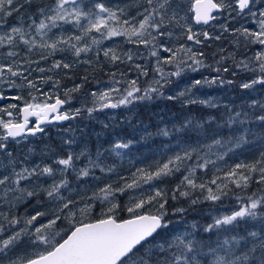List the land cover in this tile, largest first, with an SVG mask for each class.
Segmentation results:
<instances>
[{
	"label": "snow or ice",
	"instance_id": "1",
	"mask_svg": "<svg viewBox=\"0 0 264 264\" xmlns=\"http://www.w3.org/2000/svg\"><path fill=\"white\" fill-rule=\"evenodd\" d=\"M255 3L256 0H227V2L226 0H219V2L216 0H194L190 10L193 12L197 24H209L211 20L217 18L212 15L214 11L231 10L237 11L239 14L248 10L249 14L256 16L257 13L252 10ZM33 6L34 0H0V49H9L6 52H0V57L4 61L0 62V84L7 83L9 87L19 88L23 85L16 84V81L9 77L22 78L27 82L28 88L35 89L46 97L40 103L26 101L22 108L17 104L0 108V113L8 117L14 115L10 109H16L22 117L20 120H14L5 119L3 115H0V130L3 132L0 134V152L8 157H11L12 153L7 151L8 145L4 142L10 138L19 142L18 137L34 136L43 132L44 128L41 127L43 124L51 123L53 120L74 119L76 115L80 114V109H77L74 114H69L68 111L61 112L60 109L67 100L60 99L58 95L55 96L54 103H48L47 100L53 97L42 92L37 82L25 75L29 72L31 64H39V61L29 62L16 59L20 54L18 51L11 50L12 48H19L22 43L27 52L39 49L41 60H47L57 53L71 52L77 58L76 63H91V59L87 61L79 59L82 54L87 56L89 53H92L97 58L96 63H99L102 53L106 61L116 64L117 62L133 61V53L131 50L120 53L115 47H105V40L124 37L125 43L137 47L143 45L145 48L151 46L153 50L150 55L156 57V62L148 86L141 88L138 84L141 77L149 76L147 65L135 63L133 67L137 71V76L131 80L117 79L116 73H112V86L101 91L99 95L91 94L96 98L95 104L97 105V107L87 109L91 115L92 112L105 108L115 109L128 106L135 101L151 99L152 94L163 96V89L171 83V78L180 77L184 72L185 68L181 65H185L192 71H197L199 67L204 66L203 51H193L192 47L188 45H181L177 50L159 43V47L171 55L167 58H161L158 55V37H171L172 27L185 28L186 40L192 41L196 45H201L207 40L220 39L219 36H210L208 32H193L191 26L181 24L184 17L180 16L183 8L180 6L179 0H141L137 3V10L133 15L128 14L127 8L108 5L107 0H91L90 3L88 0H50V3L35 6L36 14L42 17L38 24L31 15L28 16L31 24L27 26V29L23 24L20 26L8 24V17L15 14L23 19L21 9L27 12V9ZM259 16L264 17V10H259ZM6 25L8 26L6 27ZM32 25H36L34 30L42 37L41 40L38 41L35 36L30 39L25 38ZM62 25H71L75 31L63 29ZM259 26V31L243 29L242 35L252 37L254 38L252 42L264 45V19L259 20ZM53 29L62 30L56 33L53 32ZM50 33L51 35H49ZM93 33L98 35H93ZM43 37H47V39H43ZM179 53H184L186 58L179 57ZM138 58L142 59L143 57L138 56ZM189 61L191 63H188ZM254 61L258 62V69L249 68V65L243 61L237 65L259 73L249 82L242 83L241 88L251 89L258 84L264 85V51L256 53ZM24 65L28 66L24 67ZM162 65H174L176 70L167 72ZM71 67L70 63L57 60L48 71ZM36 70L40 73L46 71L42 67ZM227 70V68L224 69V71ZM124 75L125 73H120L121 78ZM39 79L42 83H47L52 78L42 76ZM220 82L224 83L223 80ZM213 83H216V80H195L192 87ZM228 83H232V81H228ZM58 84L59 82L55 81L53 87H57ZM78 90L79 86L73 89V91ZM189 91L190 89L180 92L176 96H168L167 99H180L185 97ZM9 98L23 100L20 95L6 97L3 91H0V100ZM31 98L33 101L36 100L35 96ZM182 103L215 106L210 101L197 100L191 96H188ZM236 115L239 116L240 113H236ZM30 117L37 118L33 127H29ZM256 119L264 122V115H259ZM212 122L205 121L209 125V130L204 132L205 135L211 131ZM234 123L236 121L232 116H229L225 122L229 128ZM240 123H244V121H240ZM203 129V124H194L192 120H188L181 127L175 128V131L186 132ZM157 135L169 137L172 133L168 129H161ZM216 135L222 134L217 131L213 135L212 142L206 145L200 144L199 140L196 144L178 142L176 146L178 150H173L172 155L153 160L144 167L137 168L129 177L117 174L112 166H102L99 162L102 153L99 152L95 160L88 157L87 166L82 168H77L75 161H78L81 156H86L83 151L79 154L70 152L66 158L53 161V164L61 167H53L52 164H34L29 167L20 162L21 167L17 170V161L9 159L5 163L0 160V207L8 205V213L0 211V258L7 256L8 252L13 251L22 241H26L30 247L35 249L43 246L44 250L33 252L31 255L18 256L15 260L9 258V264H264V229L261 232L250 231L246 235H228L222 240L219 236L220 232L230 233L235 230L240 221L256 220L258 217L264 216V213L258 211V209H264V195L256 196L254 193L246 200L238 196L239 207L237 209L230 214L215 218L212 224L204 228L206 233L217 234L215 247L206 244L203 239H197L193 233L182 232L169 236L164 232L170 225V221L166 219L167 212L165 210L168 201L165 191L154 187L158 182L162 183L176 177L178 173L180 174L173 198H175L176 192L184 197L189 196L188 190L181 189L206 191L208 195L205 199L211 201H218L222 196L227 195V192L223 191L224 188H227V184L218 185L217 191L213 192V189L206 183H197L196 172L198 169L207 170L210 164L216 163V161L206 158L215 145L232 144L234 147L227 148V152H232L234 148L243 147L247 143V139L245 134L237 135L236 132H232L227 140L217 139ZM66 143L71 144L73 141L69 140ZM131 144V140L117 142L112 151L117 156H121V153L116 150L128 149ZM202 147H206L208 150V153L203 156L200 154ZM226 154L219 155L217 158L223 159ZM96 168H99L101 173L116 174L117 180L92 190L90 196H80L79 199L72 196L71 193L76 192V188L70 187V182L67 179L69 170L77 181L90 176L99 180L100 178L95 177L91 171ZM241 169L246 170L247 174L238 171ZM253 173L258 174L256 182L264 184V154L253 163L236 164L226 173L225 179L235 178L230 179V182L238 188H247ZM57 176L60 177L58 180ZM49 180L51 183H48ZM45 183H48L47 187L43 186ZM210 183L216 184L217 180L213 179ZM145 185L148 186L151 194H144ZM136 190H140V195H129L130 205L127 207V211L131 214L130 218L118 219L119 197ZM40 192L46 193L55 204L51 217L46 223L42 222L39 226H35L38 217L46 215L37 213L25 219L23 226L17 229L16 226L21 225L22 221L15 216L10 217L9 213L16 203L29 197L39 196ZM65 192L69 195H66ZM76 195L79 196V193L76 192ZM81 200L87 201L83 208L77 207ZM96 202L106 204V210L102 209L101 217L94 222H87V217ZM192 202L196 203L195 200ZM147 205L155 206V213L141 211L145 210ZM73 207H77V211L83 219L77 218V211H72ZM177 211L182 212L183 209H177ZM62 213L63 215H61ZM57 221H67V228L63 235L60 231L55 230ZM6 232L9 233L7 238H5ZM58 236L59 239H57ZM206 248L207 250H205ZM209 256H211L210 261Z\"/></svg>",
	"mask_w": 264,
	"mask_h": 264
},
{
	"label": "rangeland",
	"instance_id": "2",
	"mask_svg": "<svg viewBox=\"0 0 264 264\" xmlns=\"http://www.w3.org/2000/svg\"><path fill=\"white\" fill-rule=\"evenodd\" d=\"M48 3H50V0H47ZM90 3L91 0H88ZM141 2V0H107L108 5L115 7L120 6L121 8H127L128 14L133 15L135 14L137 10V3ZM194 0H179L180 6L183 8V11L180 13V16H183L184 19L181 20V24H186L187 26H191L193 32L201 33V32H208L210 36H219L220 39H212L204 41L201 45H196L194 42H189L186 40V37L184 35L186 29L180 28L178 26H174L171 28L172 36H165V37H158V43H157V51L158 55L161 58H167L170 56V53H166L163 51L162 48L159 47V43H162L166 47H172L174 49H179L181 45H188L192 47L193 51H203L204 56L203 64L204 66L199 67L197 71H192L190 68H187L185 65H181V67H184L185 70L182 72L180 77H172L171 83L168 84L163 89V96L166 98L168 96H176L180 92H185L186 90L190 91L186 94L185 97H181L180 99H176L177 101H185L188 96H191L194 99L197 100H206L210 101L212 105H215L214 107L227 105L231 103L232 101H237L238 99H243V101H246V97H243L242 95H238L235 88H241L240 85L245 82H249L253 78H255L257 75H259L258 71L253 72L249 71L243 66L238 67L237 65L243 61L249 65V68H257L258 69V62L254 61V56L256 53L260 51H264V45H260L258 43L252 42L254 38L252 37H245L242 35L243 29H248L249 31H259V20L264 19V17L259 16V10H264V0H256L255 5L253 6V11L257 13L256 16H252L248 13V10H246L244 13H239L237 11H231V10H224L221 13L216 15V19H214L213 23L209 26L204 25H196L194 24L193 17L194 14L190 10V5L193 4ZM227 2V0H226ZM22 11V10H21ZM230 13V14H229ZM23 19L21 17L16 16L15 14L12 17H8V24L9 25H16L20 26L23 24V26L27 29V26L31 24V20L28 19V16L26 14H22ZM31 16L36 19L37 24L39 23V20L42 19V17H39L37 14H31ZM25 17V18H24ZM27 19V21H23ZM8 25H6L7 27ZM36 25H32L31 30H29L28 35L25 38H32L33 36L36 37V39L39 41L42 39L41 36H39L35 32ZM63 29H72L71 25H62ZM225 28H227V31H225ZM62 29H53V32L59 33ZM239 30V31H237ZM75 31V30H74ZM51 35V33L49 34ZM93 35H98L93 33ZM43 39H47V37H43ZM124 37H114L111 40H105L104 46L105 47H115L116 50L120 53H123L127 50H131L133 53V61L128 63H119L113 64V69H108L109 71L106 72V76L99 82L97 88L91 89L89 91V97L92 98V101L94 102L93 107H96L95 104V97L91 95L92 93H96L99 95L101 91L106 90L108 87L112 86V80H111V74L116 73L117 79H123V80H131L135 79L137 76V71L133 67L135 63H139L141 65H147L149 68V76L148 77H141L138 81V84L141 88H145L148 86V83L151 82L153 72L152 69L155 67L156 57H152L150 55V52L153 50L151 46L148 48H145L143 45L137 47L133 44H128L124 42ZM227 39L228 41H226ZM228 42L229 45L224 53V56H217L216 58H208V52H212L211 56H215L216 51H219L221 48V45ZM95 48V46H93ZM26 47L21 43L19 48H12L13 51L19 52V57L16 59L21 60H27V61H39V64L32 63L31 68L29 69V72L25 73V75L35 74L39 73L38 68H45V70H48L51 68L52 64L46 66V63L43 62L41 59H39L40 50L39 49H33L31 52H27ZM9 49L3 48L0 49V52H6ZM34 55L35 57L32 58L31 56ZM102 55V53H101ZM179 57L186 58L184 53H179ZM56 61L62 60L63 62L71 63L77 60L76 57H74L71 52L66 53H57L56 55ZM94 56L92 53H89L87 56L82 54V56L79 58L83 61H87L89 57ZM138 56H142L143 58H138ZM210 56V55H209ZM226 57V58H225ZM227 58H229V61L224 62ZM55 61V62H56ZM0 62H4L3 58L0 57ZM54 63V62H53ZM188 63H191L189 61ZM28 65H24V67H27ZM165 71L171 72L175 71L174 65H162ZM227 68V71H224V69ZM219 69V71H217ZM200 72L197 74L196 72ZM125 73L124 77L121 78L120 73ZM9 79L15 80L16 84L22 85V78L17 77H9ZM34 80V79H31ZM195 80H216V83L213 84H203L202 86L198 85L196 87H192V84ZM223 80L224 83H221L220 81ZM228 81H232V83H228ZM40 84H38L39 86ZM259 85V84H258ZM121 87L123 85H120ZM257 86V85H255ZM254 86V87H255ZM264 86V85H263ZM23 88L26 87H9L7 83L0 84V91H3L4 95L6 97H13L20 95V90H23ZM35 90V89H30ZM68 90V89H67ZM73 89H70V92H72ZM23 100H17L12 101L10 99L9 104H17L20 108L24 105V103L30 102V103H40L37 100L33 101L32 98H28V96H32L30 94L25 95L22 92ZM41 97V96H40ZM160 99V96H157L156 94H152L151 99H145L142 102L143 103H151L152 100H158ZM55 99L48 101L53 102ZM64 100H67L66 106L64 111H68L69 114H74L77 109H80V114L84 113L86 108L82 104V101H79V98L74 99L72 96H69V98H66ZM137 101L133 102L132 104L128 106H122L119 108H105L103 110H99L92 112V117L96 119V121H92V117L90 114H88V117H85L83 119L77 118L76 115L74 119H70L68 123L58 124L54 126H50L45 128L44 132L40 135L35 136H26L21 139H17L19 142H12V139H9L8 141L4 142L7 143L8 149L7 151H11L12 155L11 157L6 156L3 152H0V160H3L5 163L9 159L17 161V170L21 167V163L23 162L24 166L31 167L34 164H52L53 167H61L58 165L53 164V161L60 159V158H66L67 155L71 152L73 154H79L82 151L86 153V156H81V158L78 161H75L77 168H82L87 166V158L90 157L91 159L95 160L97 153L104 152V144L99 143V139L101 137V134L99 133V130H101L105 125H108L109 123H115L116 121H128V124H130V121H136L132 117L133 111L129 108L136 104ZM7 105V106H8ZM208 107V104H202ZM7 106L0 105V108H4ZM146 109V108H145ZM11 111L20 113L16 109H10ZM137 110V109H135ZM0 115H3L5 119H8V117L0 113ZM21 117V115H20ZM99 123V124H98ZM135 127L137 126L135 123L133 124ZM90 130L92 134L90 135ZM136 132V131H135ZM0 133H3L2 131ZM73 141V143L68 144L66 141ZM197 140H199V143L202 145H206L210 143L212 140L208 138H198L195 141L191 142H183L178 141L182 144H196ZM117 142H124L121 139H115L112 143V148ZM178 142H173L170 144H167L163 147L157 148L155 150L151 151H145L142 153L140 157L137 155L131 154V146L128 149H117L116 151H119L121 155L124 154L125 157L129 159V161H132L133 163H137V161L140 158L146 159L150 155H158V156H167L172 155L173 150L176 149V146ZM59 146V148L57 147ZM206 147H202L200 150V154L202 155L205 151L202 150ZM114 157V156H113ZM213 157L217 158L218 155H213ZM75 159V157H74ZM102 166H112L115 168L116 173L119 175H123L125 177H129V175H126L123 173L122 170L117 169L116 166H114L115 160H108L106 156L102 155L100 156L99 161ZM244 163L243 159L238 160L235 162V164L229 167L228 171L236 164ZM250 164V163H247ZM243 169L239 170L241 172ZM92 173L95 177H99V180L91 178H83L80 181H77L74 177V174L69 170L67 173V179L70 182V187L76 188V192L79 193V196L76 195V192L71 193L72 196H75L77 199H79L80 196H90L92 193V190L98 189L99 187H103L106 183H112L117 180L116 174H107V173H101L99 168L92 169ZM60 177L57 176L56 179L58 180ZM48 183H51V180L48 181ZM48 183H45L43 186L47 187ZM225 184V183H224ZM115 186V185H114ZM145 195H148L149 191H147L148 186L145 185ZM154 187L161 188L165 191L166 195L169 194L170 190L168 189L167 185L164 182H158L154 185ZM232 190V192L228 193L229 190ZM31 190V189H29ZM223 191L227 192L226 196H222L223 198L218 201H211L210 206H206V204L201 205L203 207L199 210L200 213H202L203 216L210 217L212 219V222L215 218L222 217L225 214H230L233 210L237 209L239 207L237 197L244 198L245 192L243 191V188L238 187H231L230 183L227 184V188H224ZM66 195H69V193L65 192ZM129 195H140V190H136L133 193L127 194V199L129 200ZM245 199V198H244ZM246 200V199H245ZM86 200H81L77 207L83 208L85 206ZM97 204V202H96ZM95 204V205H96ZM195 204V203H193ZM105 210L107 205L103 204ZM77 207H73L72 211H77ZM55 208V204L50 200V198L47 196L46 193L40 192L39 196H33L29 197L26 200H22L18 203H16L15 207L12 209V211L9 213L10 217L15 216L19 219H21L22 223L21 225H17V229L21 226H23V221L27 218H30L31 216L36 215L37 213H45L46 215L42 217H38L37 221H35V226H39L42 222L46 223L48 219L51 217V213L53 209ZM95 209V207L92 209V211ZM0 211H4L8 213V205H3L0 207ZM67 211V210H65ZM91 211V212H92ZM63 215V213L61 214ZM90 215V214H89ZM88 215V216H89ZM201 217V216H198ZM77 218L81 219L83 217L80 216L79 212L77 211ZM211 221V220H210ZM193 221L190 219H181L178 218L177 220H174L170 222L169 228L172 231L173 235L182 233V232H189V233H195V229L193 228ZM57 227H62V229H55L57 231H60L62 234L64 230L67 228V221H63L61 226L57 224ZM9 233L6 232L5 235H8ZM247 233H238L239 235H246ZM59 237V236H58ZM57 237V239H58ZM7 238V237H5ZM251 239V238H249ZM43 246H40L38 248H32L30 247L26 241H22L13 251L8 252L7 256H4L3 258H0V264H9V258L12 260L17 259L18 256H26L31 255L33 252L43 251Z\"/></svg>",
	"mask_w": 264,
	"mask_h": 264
},
{
	"label": "trees",
	"instance_id": "3",
	"mask_svg": "<svg viewBox=\"0 0 264 264\" xmlns=\"http://www.w3.org/2000/svg\"><path fill=\"white\" fill-rule=\"evenodd\" d=\"M47 3V0H34V6L32 8L27 9V12H25L24 9H21V12L22 14H26V16L36 14L35 6ZM189 5L191 6V4ZM23 21L25 22L27 19ZM225 40L228 41L227 39ZM228 45V42L222 44L220 50L213 53L215 56H211L212 52H208V58H216L221 55L224 56ZM31 57L34 58L35 56L32 55ZM38 58L40 59V55ZM89 59H91V63H76L75 60L70 63L72 67L69 69L60 68L53 71L46 70L44 73L39 72L30 74L28 75V78L34 79L37 84H40L39 87L42 92L48 93L53 97L52 99L47 100V102L55 99V96L57 95L63 99L69 98V96H72L74 99L79 98V101H82L86 110L84 111L85 114L81 113L77 116V118L83 119L89 116L87 109L94 108L91 106L94 102L92 101V98L89 97V91L91 89H95V87L97 88L99 82L104 78V76H106V72L109 71L108 69H113V64L106 61L103 55H100L99 63H96L97 58L95 56L89 57ZM229 60L230 59L227 58L224 62ZM42 61L46 63V66H48L56 61V56H52L49 59ZM196 73L199 74L200 72L198 71ZM42 76H50L52 79L48 80L47 83H42L39 79ZM85 77H87V80H85ZM55 81L59 82L57 87H53V83ZM26 83L27 82L22 79V87L26 88L20 90V96H22L23 92L25 95L31 93L32 96L36 97L38 102H43L46 99L41 92L30 90V88L26 86ZM77 86H79L78 91L68 93L70 89H75ZM235 90L238 95L246 97V101H243L241 98L237 101H232L227 105L208 107L199 103L188 104L177 101L176 99L169 100L165 96H160V99L152 100L151 103H143V100H139L136 104L129 108L133 111L132 117L136 121H130V124H128V121H116L115 123L105 125L101 130H99V133L101 134L99 143L104 144V152L102 153L108 160H115L114 166H116L117 169L122 170L126 175L130 176L137 168L144 167L153 160L163 159L165 156L150 155L146 159L140 158L137 163H133L132 161H129L124 154L117 156L115 152L112 151V143L115 139H121L124 142L131 140V154L140 157L145 151L155 150L173 142H191L203 137L213 140V135L217 131L222 135H216V138L222 140H227L232 132H236L237 135L243 133L246 135L247 143L241 148H234L232 152H227L228 147H234L232 144H225L224 146L215 145L210 153H208L207 148L202 149L205 152L201 156L208 153L206 158L216 161V163L214 165L210 164L207 170L198 169L196 172L197 183H206L208 187L213 189V192H216L217 186L222 183H230L231 187L234 188L235 184L231 183L230 179L235 178L225 179V175L228 172L229 167L231 165L233 166L235 162L240 159H243V162L246 164L253 163L259 160L262 154H264V122H260L256 119L257 116L264 115V86L257 85L251 89L241 90L240 88H235ZM32 96H28V98H31ZM236 113H240V115L237 116ZM92 116L93 114L91 117ZM229 116H232L236 121V123L231 125V128L227 127L225 124ZM97 118L98 117L95 115V119L92 117V121H96ZM188 120H192L194 124H203L204 129L186 132L175 131V128L181 127ZM205 121H213L211 124V131H208L207 135H205L204 132L209 130V125L205 123ZM240 121H244V123H240ZM134 123L137 125L136 127L133 125ZM161 129H168L172 135L169 137L157 135V132ZM91 132L93 131L90 130V135L92 134ZM57 147L59 148V146ZM225 153L227 154L224 155L223 159L213 157L215 154L219 156ZM242 171L247 174L246 170L243 169ZM179 178L180 174L178 173L176 177L163 181L170 190L169 194L166 195V199L168 201L165 205V210L167 212L166 219L170 222L177 220L178 218L183 220L184 218L190 219L193 221L192 224L195 225L194 235L196 238L203 239L206 244H211V246L215 247L217 234L204 232V228L213 223L212 219L210 217L203 216L202 213L199 212V210L203 208L201 205H212L210 200L205 199L208 193L200 189H181L188 190L190 192L189 196L184 197L176 192L175 198H173V192L176 185L179 183ZM213 179L217 180L216 184L210 183ZM257 179L258 174H251L248 187L243 188V191L246 194L244 195L245 199L248 196H252L254 193L256 196L264 195V184L257 183ZM232 190L233 189L229 190L228 193L232 192ZM147 191H149L148 194H151L149 189H147ZM222 198L223 197H221V199ZM193 200L196 201L195 204H193ZM119 204L120 208L117 210V218H130L131 214L127 211V207L130 205V200L127 199V194L119 197ZM102 209L105 210L103 204L97 202L95 209L87 217V222H92L100 218ZM177 209H183V211L179 212ZM141 211L155 213L156 207L147 205L146 209ZM258 211L264 213V209H258ZM57 224L61 226L62 222L57 221ZM56 229L60 230L62 227H57ZM262 229H264V216L258 217L256 220L248 219L246 221H240L235 230L230 233L220 232L219 236L222 240L228 235L238 236L239 232L243 234L250 231L261 232ZM164 232L166 235H173L170 228L164 230ZM61 235H63V233ZM205 250H207V248ZM210 260L211 256H209V261Z\"/></svg>",
	"mask_w": 264,
	"mask_h": 264
},
{
	"label": "flooded vegetation",
	"instance_id": "4",
	"mask_svg": "<svg viewBox=\"0 0 264 264\" xmlns=\"http://www.w3.org/2000/svg\"><path fill=\"white\" fill-rule=\"evenodd\" d=\"M218 2H219V0H217ZM246 11V10H245ZM9 101H10V99H4L2 102H0V105H2V106H7L8 104H9ZM12 101H17V100H13L12 99ZM14 113V115L12 116V117H8V119H14V120H20L21 119V117H20V115L18 114V113H15V112H13ZM31 121V123H30V127H33L34 126V124L37 122V118H33V119H31L30 120ZM41 127H43L44 128V130H45V128H47V127H50L49 125H46V124H43V125H41ZM2 130H0V132H1ZM44 132V131H43ZM43 132H41V134L43 133ZM0 134H3V133H0ZM11 139V138H10ZM12 142H14L13 140H12ZM5 237H7V235H5Z\"/></svg>",
	"mask_w": 264,
	"mask_h": 264
},
{
	"label": "water",
	"instance_id": "5",
	"mask_svg": "<svg viewBox=\"0 0 264 264\" xmlns=\"http://www.w3.org/2000/svg\"><path fill=\"white\" fill-rule=\"evenodd\" d=\"M217 2V1H216ZM221 11H214L213 13H212V15L213 16H215L217 13H220ZM213 22V20H211L210 22H209V24H211ZM194 23L196 24V25H203V23H200V24H197L196 23V21H195V18H194ZM209 24H204V25H209ZM189 42H192V41H189ZM0 101H2V100H0ZM52 103H54V102H52ZM66 104V103H65ZM65 104L61 107V109H60V111L65 107ZM23 107V106H22ZM53 115H55V114H53ZM33 118H36V117H30L29 119L31 120V119H33ZM49 119L51 120L52 119V117L50 116L49 117ZM67 122V120L66 121H52L51 123H48V124H54V123H58V124H63V123H66ZM29 127H30V124H29ZM37 134H39V133H37ZM18 138H21V137H18ZM94 222V221H93Z\"/></svg>",
	"mask_w": 264,
	"mask_h": 264
}]
</instances>
